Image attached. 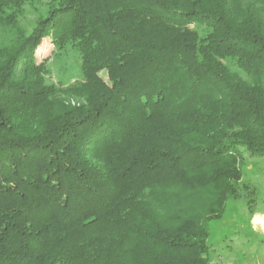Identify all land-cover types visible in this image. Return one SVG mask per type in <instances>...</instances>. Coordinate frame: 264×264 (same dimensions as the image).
Instances as JSON below:
<instances>
[{
  "label": "trees",
  "instance_id": "1",
  "mask_svg": "<svg viewBox=\"0 0 264 264\" xmlns=\"http://www.w3.org/2000/svg\"><path fill=\"white\" fill-rule=\"evenodd\" d=\"M32 1L0 0L17 32L0 47V264H209L242 153L264 157V0H49L25 36ZM80 23L71 106L34 48Z\"/></svg>",
  "mask_w": 264,
  "mask_h": 264
},
{
  "label": "rangeland",
  "instance_id": "2",
  "mask_svg": "<svg viewBox=\"0 0 264 264\" xmlns=\"http://www.w3.org/2000/svg\"><path fill=\"white\" fill-rule=\"evenodd\" d=\"M49 0H33L22 8L17 28L29 36L44 17ZM84 23L72 32V42L65 49L55 48L49 38H42L34 48L37 64L44 63V79L47 86L54 87L57 102L65 105L81 104L83 97L76 89L83 83L81 57L75 46L76 37ZM198 36H204L210 28L190 25ZM17 32L14 28L0 25V47L15 45ZM240 78L250 81L239 69L233 68ZM100 77L107 81L104 71ZM75 88V89H74ZM241 180L236 185V196L230 197L218 220L210 223L208 237L209 264H264V157H251L242 153L240 159ZM259 223H256L255 220ZM259 224V225H258Z\"/></svg>",
  "mask_w": 264,
  "mask_h": 264
},
{
  "label": "bare ground",
  "instance_id": "3",
  "mask_svg": "<svg viewBox=\"0 0 264 264\" xmlns=\"http://www.w3.org/2000/svg\"><path fill=\"white\" fill-rule=\"evenodd\" d=\"M255 222H256V223H259V221H257V218H256ZM260 224H262L263 227H264V220H263L262 222H260ZM258 225H259V224H258Z\"/></svg>",
  "mask_w": 264,
  "mask_h": 264
}]
</instances>
